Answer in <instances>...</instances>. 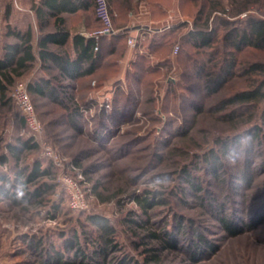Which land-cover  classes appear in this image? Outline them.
Masks as SVG:
<instances>
[{"label": "rangeland", "instance_id": "374dc122", "mask_svg": "<svg viewBox=\"0 0 264 264\" xmlns=\"http://www.w3.org/2000/svg\"><path fill=\"white\" fill-rule=\"evenodd\" d=\"M37 1L0 0V59L6 44L17 41L9 29L30 26L37 50ZM234 1L112 0L116 32L98 38L100 61L92 76L64 79L52 62L45 68L37 59L8 85L4 102L0 98V157H7L0 160V175L12 180L19 168L27 173L39 162L51 166L50 173L26 187L46 181L53 188L31 197L19 180L0 178V264H48L56 250L63 260L77 261L83 250L88 264H119L124 257L132 259L129 264H264V101L223 103L246 88L241 65L264 62V50H239L235 67L241 72L211 92L205 68L214 63L209 57L217 44L220 50L224 44L194 48L187 38L204 26L209 10L207 29L215 28L219 38L226 29L221 19L235 26L249 15L264 16V0ZM247 2L249 9L232 15ZM85 6L63 14L71 34L90 36L100 27L92 2ZM43 29H54L51 19ZM129 35L136 37L134 47L127 44ZM42 77H57L59 88L56 99L30 92L42 125L34 133L20 122L12 94ZM230 112L232 118L222 116ZM20 139L37 146L24 149L17 161L7 145ZM71 183L82 190L80 207L70 204ZM143 197L147 206L138 199ZM90 216L115 230L117 248L106 259L95 254L97 227ZM165 231L169 244L151 235ZM153 253L157 259H148Z\"/></svg>", "mask_w": 264, "mask_h": 264}, {"label": "trees", "instance_id": "16d2710c", "mask_svg": "<svg viewBox=\"0 0 264 264\" xmlns=\"http://www.w3.org/2000/svg\"><path fill=\"white\" fill-rule=\"evenodd\" d=\"M235 2L234 0H231ZM93 6L94 14V0H91ZM89 0H38L36 5H33L35 15L38 19L39 32L40 35L36 40L37 50H34L33 47V32L30 26L25 30H15L9 29L8 34L14 36L17 41L13 43L6 44L5 54L0 59V93L1 99L4 102L5 92L7 91L8 85L14 83L16 77H20L28 71L34 64L37 59H40L41 64L45 68H50L52 62L55 67L60 71V74L64 79L77 80L87 76H92L96 68L98 67L100 58L99 47L100 40H96L94 36H85L83 33L74 32L73 34L65 28L63 14L66 12H74L85 5L91 3ZM109 9L112 8V0H107ZM249 9V3L241 4L237 10H235L232 15H236L243 10ZM112 10V9H111ZM211 10L205 14L202 23L204 26L196 27L191 29L187 35L188 41L191 42L194 48H207L212 47L214 43H223V50L219 48L220 44H217V47L211 52L209 60H213L214 63L208 68H205L207 73L206 85L208 89L216 91L219 89L224 82L228 80L232 74L237 72V55L236 53L244 47L255 48L259 50H264V16H254L249 15L242 25L229 26L231 23L226 19H221V23L226 27L224 33L218 36L219 33L215 28L211 30L207 29L208 22L210 19ZM95 16V14H94ZM96 18V17H95ZM52 20V25L54 29L52 31H44V26L47 23V20ZM215 32V33H214ZM108 36V35H106ZM123 37V36H119ZM53 44L58 48H64L63 52L50 48L49 45ZM98 48L95 50V46ZM71 49L72 53L69 52ZM116 51V44H111L109 52L114 53ZM224 54H221L220 52ZM218 58V59H217ZM241 65L242 75H246L247 85L246 88L234 91L230 96L224 98V104H237L236 106H251L264 101V62L262 61H252ZM140 66H142L140 64ZM204 65L198 66L197 70L204 69ZM142 68V67H140ZM143 70V68H142ZM255 74H262L259 79H255L252 76ZM56 78H46L42 77L40 79L31 80L27 83V90L33 94L39 95H49L51 98L56 99L57 88ZM61 91L65 89H60ZM61 91L59 93H61ZM68 94V93H66ZM70 98V97H69ZM249 108V107H248ZM235 109H232L234 111ZM224 118H232L233 113L222 114ZM232 116V117H231ZM261 117L264 118V111L261 113ZM20 122L24 125L25 118L23 114L19 116ZM236 141H239L238 139ZM233 142V141H232ZM223 146L226 148L223 152L227 150V140L224 139L221 141ZM36 143L31 139H20L19 143L13 145L8 143V151L10 155L15 159H20V154L25 149H32L36 147ZM212 162H215L216 159L210 157ZM0 160L2 162L7 160L6 155H1ZM50 167H41L39 162H35L31 168V171L26 172V168H19L12 180L4 175H0V178L6 181L19 180L24 188L26 189V183L35 180L38 176L47 175L50 173ZM183 172L186 174L185 178L192 183L195 189H199L197 185H194L192 179L189 175V172L186 169H183ZM53 188L48 182L44 181L42 187H38L34 190H27V194L31 197H37L41 194L42 190H49ZM143 206H147L148 202L147 197L138 198ZM89 220L97 227V231L93 233L94 240L98 243V249L95 251L97 256L100 255L103 259H106L107 253L110 250H115L117 248V243L114 240V228L112 225L101 217L90 216ZM224 221V219H222ZM226 224V223H225ZM228 227V224H226ZM168 231H165L164 234L152 232L151 235L154 237H160L169 244L167 240ZM75 235V234H74ZM76 254L80 255V260H76V256L72 260H63L62 254L59 250H56L53 258L51 257L48 264H88L85 262L86 254L83 250H79ZM150 260H156V254H150L147 257ZM52 259V260H51ZM146 259V262L149 260ZM132 261V259H130ZM130 261L127 257H124L119 264H129ZM137 263V262H136ZM45 264V263H43Z\"/></svg>", "mask_w": 264, "mask_h": 264}, {"label": "built area", "instance_id": "2783aa9c", "mask_svg": "<svg viewBox=\"0 0 264 264\" xmlns=\"http://www.w3.org/2000/svg\"><path fill=\"white\" fill-rule=\"evenodd\" d=\"M94 14L100 27L95 30L91 36H94L96 40L103 35L115 34V29L113 27V21L111 12L108 6L107 0H94ZM127 44L130 47H134L136 44V37L134 35H129L127 37ZM98 46H95V50ZM16 105L18 106L21 113L24 115L26 124L34 132H41L42 125L38 119L37 113L35 111L34 104L31 100L30 94L26 86L19 85L13 91L12 94ZM72 197L70 204L73 207H80L83 202V193L77 183H71Z\"/></svg>", "mask_w": 264, "mask_h": 264}, {"label": "crops", "instance_id": "0c3cea01", "mask_svg": "<svg viewBox=\"0 0 264 264\" xmlns=\"http://www.w3.org/2000/svg\"><path fill=\"white\" fill-rule=\"evenodd\" d=\"M82 32V31H81Z\"/></svg>", "mask_w": 264, "mask_h": 264}]
</instances>
